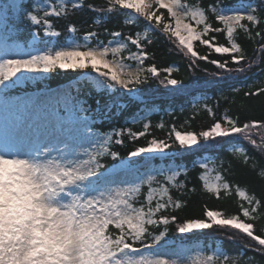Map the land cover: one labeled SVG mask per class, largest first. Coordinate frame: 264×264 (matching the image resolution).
<instances>
[{"label": "snow or ice", "instance_id": "1", "mask_svg": "<svg viewBox=\"0 0 264 264\" xmlns=\"http://www.w3.org/2000/svg\"><path fill=\"white\" fill-rule=\"evenodd\" d=\"M228 3L229 0H215L203 7L182 0H105L104 5L85 4V0H0V96L9 97L16 87L27 86L32 80L40 82V77L57 71L80 72L84 77L67 91L53 93L62 102L57 135L41 137L17 130L0 138V264H184L179 257L162 256L153 250L166 242L170 224L177 221L168 212L179 209L181 201L170 192L192 191L178 179L187 169L157 168L156 175L138 179L140 169L136 166L137 160L166 155L173 147L192 151L194 146H219L227 138L239 137L260 158L250 155L245 147H234L228 150V167L222 158L219 168L230 174L232 164L238 163L264 180V117L245 116L242 120L244 104L235 117L227 111L221 117L205 103L213 117L206 130L179 131L173 127L168 139H150L146 146H137L126 156L113 150L114 146L122 145L125 134L130 141L144 137L148 123L142 125L144 131L95 127L132 104H139L137 111L144 115L133 116L126 123L139 122L151 114L141 86L152 81L173 92L184 90L181 80L171 78L174 67L159 68L154 54L149 53L155 34L164 37L175 52L187 59L191 70L199 69L200 61L215 66V72H206L209 79L204 87L217 86L225 77L248 73L253 65H264V29L254 31L264 23V2L248 0L241 7H229ZM85 8L97 16L83 33L81 43L77 27L68 18ZM119 11L127 12L119 22L120 28L135 26V34L124 35L121 30L107 27L103 32L94 30L106 23L104 17ZM12 17L31 28L26 46L17 39L18 29ZM54 18L68 21L64 32L72 34L60 46L51 39L63 34L55 29ZM240 33L259 38L254 52L259 59H250L246 54L236 39ZM216 34L226 35V43L219 42ZM102 35L111 39L105 42L100 39ZM197 42L208 53L230 59H210L207 53L199 54ZM85 87L97 93L95 108L79 98ZM114 92L121 95L109 100L102 110L100 94ZM243 96H264V87H256L255 91L249 87ZM202 99L207 101L209 97ZM216 100L230 103L225 93ZM108 158L111 164L102 162ZM196 163L203 169L199 179L205 195L220 197L230 192L232 184L226 175L216 167L209 169L208 162ZM210 170L216 172L211 183L207 179ZM142 185L147 186V193L137 205ZM237 194L246 204L241 203L235 214L206 209L203 218L187 219L175 228L179 234L218 228L220 246L215 248L216 258L208 256L206 264H256L252 257L243 256L245 251L264 256V212L260 211L264 197L246 195L239 188ZM224 241L238 243L240 252L227 253Z\"/></svg>", "mask_w": 264, "mask_h": 264}, {"label": "trees", "instance_id": "2", "mask_svg": "<svg viewBox=\"0 0 264 264\" xmlns=\"http://www.w3.org/2000/svg\"><path fill=\"white\" fill-rule=\"evenodd\" d=\"M240 1L247 2L248 0H229L228 6H232ZM28 2L31 3L32 0H28ZM182 2L198 3L203 7H207L214 3L215 0H182ZM254 2L256 4H261L264 0H254ZM87 3L104 5L105 0H85V4ZM125 15H127L126 11H119L114 15L104 17L103 19L106 20V23L94 30L103 32V28L107 27L110 30H121L124 35H128L129 33L135 34L137 32L135 26L120 28L119 22L124 19ZM96 16L97 13L88 11L87 8H85V10L77 12L68 18L77 27V38L81 43H83V33L88 30V25L92 23L93 18ZM10 19L18 29L17 39L26 46L30 42L31 28L15 17ZM261 20H264V16H261ZM67 22L68 21L63 18H54L55 29L63 33L59 38H51L57 46L63 45L68 37L72 35L64 32ZM214 26L222 27V25L219 24H215ZM260 29H264V23H261L259 28H256L254 31H260ZM155 35L156 40L155 43L148 48L149 53L154 54L155 63L159 68L163 69L164 67L173 66L174 72L171 74V78L181 80L185 88L184 90L173 92L164 85H160L157 81H152L141 86V95L147 101V106L151 110V114L147 115L146 118L140 119L139 122L126 123V121L133 116L140 117L144 115V113L137 111V109L141 107L139 104H132L118 115H111V118L105 120L103 124H96L95 127L101 130H110L113 127H125L131 128L133 131H144L142 127L144 123L150 125L144 137H140L135 141H130L125 134L122 145H115L113 150L118 151L122 156H126L127 152L134 150L135 147L146 146L150 139H168L173 127L179 131L195 130L199 132L201 130H206L212 122L213 117L204 107L205 103L216 111L217 116L221 117L225 111H227L230 116L235 117L238 114L241 104L246 105V110L240 114L242 120L245 116L256 119L264 117V96H254L250 98H244L243 96V92L248 91L249 87H251L252 91H255L256 87H264V83H261L264 81V65H253L248 73L238 76L234 75L232 78L225 77L217 86L204 87V82L209 79L206 72H215V66L206 61H200L199 69L191 70L188 66L187 59L175 52L173 46L167 42L164 37L158 34ZM216 35L219 42L226 43V35ZM121 38L123 39V37ZM100 39L107 42L111 38L102 35ZM236 39L241 46L245 48L246 54L250 59H259L254 55L255 49L258 47V37L250 38L246 34L240 33ZM195 47L199 54H209L210 59H230V57L227 56L220 57L215 53H208V49L199 45L198 42ZM131 50L135 51V48L133 47ZM125 55H127V53H125ZM152 62V60L148 61V63ZM81 77L83 80L84 77L80 72L57 71L50 73L48 83L51 86H55L73 80L77 82ZM72 85L73 84H71V86ZM29 87V85L16 87L13 92H10L9 97L0 96V103L11 101L12 98L18 96ZM234 88H238L240 91L232 93L230 90ZM220 93L229 95V104H225L223 100L217 103L216 97ZM120 95V92H114L112 95H108L107 93L100 94L102 110L103 106L107 104L109 100ZM96 96L97 93L88 87L82 88L79 93V97L88 100L92 106H96L94 103ZM203 96H207L209 99L205 101L202 99ZM122 99L127 100L128 97L123 96ZM231 101H234V103ZM113 112H115V110H113ZM171 139L174 140V133L171 135ZM169 142L171 143V140H169ZM240 146L245 147L250 155L256 156L257 159L260 158L259 154L252 146L248 145L239 137H231L227 138L226 143L219 146L205 145L198 149L194 146L192 151H183L179 150L177 147H173L168 150L166 155L155 156L151 159L153 165L162 164L159 169H166V166L170 163L175 165V170L177 171L186 168L187 173L180 175L178 179L185 181L187 188L192 189L191 192L175 189L170 192L174 199H180L181 207L179 209H170L168 212L170 216H176L177 221L170 224L171 231L168 233L167 240L169 239L175 243L179 241V239L184 238L188 239L187 242L196 241L202 245L204 253L216 258L215 248L220 246V241L222 239L217 227L188 234H179L175 232L178 223L191 218H203V212L206 209L227 210L229 214H235L241 203L246 204L243 198L237 194V188L244 191L246 195H255L258 198L264 197V180L260 179L255 172L251 171L249 168L242 167L241 164L238 163H233L230 174H225V172L219 168L222 158L225 168L228 167V150ZM196 161L208 162L209 169L216 167L218 171H221L222 175H226V179L232 184L230 192L227 195L222 193L220 197H209L205 195L203 181L199 179V175L203 169L199 168V163L194 165ZM102 162L108 164L112 163L110 158ZM144 162L148 163L143 158L137 160L138 164ZM138 168L140 172L145 170L144 165ZM156 169L153 170L152 175H156ZM215 175L216 172L211 170L207 173V179L210 183L215 180ZM147 176L148 174L141 175L139 179H146ZM211 178H213V180H211ZM155 186L156 184H153V187ZM146 193L147 186L142 185L141 193L137 196V205L143 202ZM260 211L264 212V208ZM258 226L259 222L257 224V227ZM159 230V227H157V231ZM223 248L229 254H236L241 250V246L238 243H231L228 241H224ZM243 256L252 257L256 264H264V256H260L258 253L245 251L243 252ZM219 259L223 260V257H219Z\"/></svg>", "mask_w": 264, "mask_h": 264}, {"label": "rangeland", "instance_id": "3", "mask_svg": "<svg viewBox=\"0 0 264 264\" xmlns=\"http://www.w3.org/2000/svg\"><path fill=\"white\" fill-rule=\"evenodd\" d=\"M39 2L45 3L47 1ZM247 2L240 1L229 7H241ZM49 76L50 73L40 77V82L32 80L28 84L31 87L30 90L11 101L0 103V138H3L6 134H12L17 130L24 131L28 134L35 132L41 137L57 135L56 121L62 107V102L60 97L53 93H63L70 86L65 84L51 88L48 83ZM79 80H82V77ZM72 83L75 84L76 82ZM86 101L90 104L88 100ZM156 156H159V154ZM144 165L145 170L140 172L141 175H152L154 169L162 166V164L153 165L151 160ZM166 168L175 170V165L170 163ZM138 179L129 177V180H135L136 182H138ZM185 241H188V239H179L176 243L168 239L159 249H154V251L162 256L179 257L184 264H206L207 257L211 255L203 252L202 245L196 241L193 243Z\"/></svg>", "mask_w": 264, "mask_h": 264}]
</instances>
